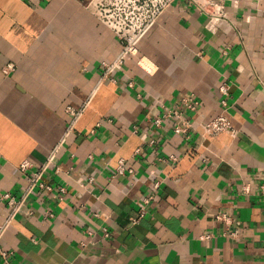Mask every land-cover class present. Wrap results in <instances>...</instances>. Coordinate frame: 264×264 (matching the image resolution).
Segmentation results:
<instances>
[{"label":"crops","instance_id":"0c3cea01","mask_svg":"<svg viewBox=\"0 0 264 264\" xmlns=\"http://www.w3.org/2000/svg\"><path fill=\"white\" fill-rule=\"evenodd\" d=\"M90 1L0 0V194L25 186L23 160L36 169L51 153L44 177L67 188L32 195L33 215L12 220L11 264H264V0L226 1L216 32L196 0H176L113 79L103 63L123 44ZM188 94L199 101L185 111L190 137L171 118L154 125ZM222 98L235 135L202 136ZM68 107L83 110L67 134ZM170 154L176 163L158 160ZM120 158L133 173L113 175ZM152 163L164 180L133 222ZM8 212L0 199V223Z\"/></svg>","mask_w":264,"mask_h":264},{"label":"built area","instance_id":"2783aa9c","mask_svg":"<svg viewBox=\"0 0 264 264\" xmlns=\"http://www.w3.org/2000/svg\"><path fill=\"white\" fill-rule=\"evenodd\" d=\"M176 0H91L88 7L95 13V15L111 28L118 39L123 44L122 51L113 62H105L104 76L105 78L113 79L109 74L117 68H120L124 60L129 56H136L138 53V44L145 36L148 30L157 22L162 13L168 9ZM226 1L228 0H196L201 11L207 15L205 26L208 30L216 32L219 29L221 22L227 17L225 10ZM259 1V0H257ZM15 69L13 62L6 63L2 70L6 74H10ZM219 90L223 95L229 94V85L221 83ZM223 105L222 112L216 117L201 123V135H217L220 133H229L234 136L236 130L234 129L231 119L227 114V101L222 98ZM163 106L161 114L156 115L152 120L156 127H161L164 121L173 119L174 132L177 134H184L186 137L192 135V131H196L192 120L185 116V111H196L199 107V101L193 94H188L182 97L179 104L175 107ZM83 108L68 107L67 111L71 115V121L68 125L67 134L74 127L76 120L82 113ZM137 131V130H136ZM150 143H155L151 140ZM140 151L138 148L136 152ZM55 158L54 153L47 157V161L40 167L34 168V165L29 160H23L18 169L25 175L26 184L21 189L19 194L11 191H5L0 194V199L5 201L8 206V217L0 223V259L11 264L12 251L6 250L2 246V239L10 226L12 220L18 215L22 214L25 217L33 215V207L28 205L29 198L42 190L53 191L55 188L60 195L67 192L65 185H58L54 187L46 181L44 175L48 167L53 163ZM159 161L165 160L169 164H174L178 161V157L170 154L166 159L159 157ZM55 170L60 171V166H56ZM129 171L134 172V169L126 165L123 158L118 160L114 169L113 175L125 174ZM263 181L258 185L257 193L264 194V171L260 173ZM149 176L153 178V184L148 194L138 201L139 211L136 217L132 218L133 222L139 221L145 214L147 205L154 201L156 191L160 188L164 178L158 174L154 163H152L149 170ZM244 193L250 194L251 187L249 184L242 186ZM48 217H53L54 213L51 210L46 211ZM217 218L229 221V216L226 212L219 213ZM108 235V233H107Z\"/></svg>","mask_w":264,"mask_h":264}]
</instances>
